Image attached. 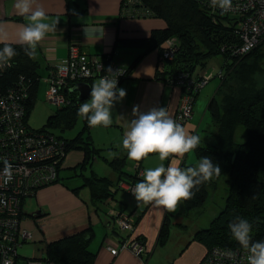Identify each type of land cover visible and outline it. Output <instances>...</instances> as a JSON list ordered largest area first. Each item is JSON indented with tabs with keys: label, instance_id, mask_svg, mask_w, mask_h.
I'll use <instances>...</instances> for the list:
<instances>
[{
	"label": "trees",
	"instance_id": "16d2710c",
	"mask_svg": "<svg viewBox=\"0 0 264 264\" xmlns=\"http://www.w3.org/2000/svg\"><path fill=\"white\" fill-rule=\"evenodd\" d=\"M64 1L67 3L68 15L74 13L72 8H79L82 13L87 11V7L84 6L87 0ZM243 14L232 16L218 8L204 5L199 0H124L119 15V18L139 16L162 19L166 22V28L154 30L146 39L126 41L128 44H138L137 46H143L145 49L125 67L126 72L118 82V88L124 81L136 79L134 77L136 66L148 53L156 51L158 58L155 72L147 79L164 85L179 86L182 89V96L188 93L192 97L194 106L200 90L208 83L198 88L197 83L205 78L199 75L196 77L195 71L197 68H207L209 61L217 55L223 58L221 70L216 75L220 78V84L207 107L214 131L209 129L208 133L206 129L195 133L208 139H205V145L200 143L194 150L197 157L195 163L181 165L184 168L196 166L200 159L206 156L221 169L219 176H214L210 181L194 188L191 199L182 201L181 213L188 214L202 208L210 190L217 188L221 178H224L227 185L225 207L208 227H200L193 237V241L201 243L209 255L218 249L228 253L244 250L233 238L229 228L238 217L247 219L252 224L254 241H264V38L259 39L250 53L241 54L244 41L235 25L240 18L246 17ZM15 19L21 20L19 17ZM4 44H0V49ZM10 45L17 55L11 60L13 66L5 68L0 75V93L12 91L15 97L21 98V102L23 99L19 91L24 95L25 117L28 123L42 86L45 87V101L51 104L46 98L49 86L47 76L50 71L42 73V65L36 57L30 58L25 54V45ZM166 52H170L171 55L166 57ZM88 55L98 58L107 69L112 64L120 63L115 58V52ZM97 80L99 79L87 82L92 86ZM190 80L194 83L192 84ZM82 83L85 82L82 81L77 85ZM75 87L76 85L66 92L70 102L57 108L55 114L47 119L41 129L49 132L57 144L53 142L55 150L50 159L31 165L40 167L42 175H50V178L32 191H27L30 195L26 196V192L19 195L21 198L17 219L20 218L22 227L27 217L32 218V222L38 225L37 217H41L42 214L26 210L23 206L28 197H34L43 188L61 183L85 203L89 200L87 204L101 211L103 204H108L112 200L117 201L116 196L119 192H126L134 197L132 188L143 179L140 175L143 170L142 161L133 160V163H138L137 169L133 171L134 173L125 172L124 167L129 159L127 152L125 157L108 160L103 154L105 149L96 146L91 133L93 126H89L86 118L78 114L80 105L90 97L81 100L80 91H76ZM80 123L81 128L75 136L68 138L64 135L73 131ZM239 128L245 130V138L242 141L237 140ZM77 151L84 154L83 160L72 168H65L66 158L71 152ZM172 158L174 157L165 160L164 165L168 166ZM100 159L109 162L112 170L118 174L117 180L97 175L93 166L95 161ZM65 171L70 172V175L63 178ZM86 171H89V174L86 175ZM76 179H81L82 185L72 188L70 181ZM123 184L130 185V189L125 188ZM83 189L89 192L88 200L81 196ZM121 204L123 209L113 212L111 216L117 228L114 230L115 232L118 230L120 235L128 233L127 238H131L145 211L134 220L132 215L124 213L128 209V204L124 202ZM150 204L148 203L147 206L149 207ZM121 215L127 216L132 221V232H124L118 226ZM170 215H166L157 239V246L160 248L167 245L171 236ZM36 229L41 231L40 227ZM94 235L95 230L90 223L84 230L59 240L48 241L45 236L40 239L34 237L30 241L22 242L21 247H28L30 244L43 245L41 250L44 252L43 257L37 258L34 255L28 258L14 253V262L15 264H30L32 261H40L42 264H94L97 254L90 249ZM134 239L145 245L143 237L137 236ZM204 263L203 259L201 264Z\"/></svg>",
	"mask_w": 264,
	"mask_h": 264
},
{
	"label": "crops",
	"instance_id": "0c3cea01",
	"mask_svg": "<svg viewBox=\"0 0 264 264\" xmlns=\"http://www.w3.org/2000/svg\"><path fill=\"white\" fill-rule=\"evenodd\" d=\"M123 1L87 0L84 4L87 7L85 13H82L79 8H72L74 13L68 15L67 3L64 0H37L48 15L47 22L58 20L56 30L48 33L37 46L35 57L41 63L44 72L48 73L58 60L67 57L72 44L79 45L91 55L115 52V58L120 62L118 63L120 66L125 68L130 65L145 48L137 46L138 44H128L126 41L149 38L154 30L166 28V22L153 17L119 18ZM15 4L16 0H0V27L7 32V39L0 41V44H20L17 34L24 25L29 23L28 17L21 15ZM18 17L21 20L15 19ZM157 58L156 51L148 53L135 68L136 79L122 83L120 88L125 89L127 95L122 101L115 103L112 109V125L92 127L94 143L97 147L105 149L104 156L108 160L125 157L127 150L122 146V139L129 122L135 118L134 107L138 106L141 112H146L153 107H165L175 118L182 98L181 88L147 79L154 75ZM195 103L191 120L183 125L192 134L201 129L197 116L204 115L203 107L201 112H198V106ZM83 158L82 152H71L64 166L72 168ZM196 160L195 153L189 152L183 157L172 158L169 164L175 161L181 167L183 163H195ZM141 161L142 177L145 169L159 166L161 163L165 164V161L159 160L158 154H150ZM95 162L99 163V160ZM103 162L110 171L108 175H100L96 170L97 175L117 180L118 174L112 170L109 162L105 160ZM133 165L137 169L138 163ZM88 172L86 171V174ZM76 187L79 186L72 188ZM123 193L125 196L121 197L118 194L116 198H122L124 203L128 204V209L124 213L132 215V218L136 220L145 211L130 239L134 240L137 236L143 237L147 249L145 254L136 255L130 249H121L123 242L129 239L127 238L129 234L120 235L118 230L115 232L116 224L111 216L113 212L123 209L122 204L112 200L102 205V212L97 211L87 204L89 203L87 189L81 190V196L88 200L87 203L61 183L41 189L33 197L34 206L39 208L37 211L33 210L34 213L42 214L41 217H37L38 225L34 224L33 219L29 217L25 219L23 225L35 234V239L45 236L48 241H54L78 233L91 223L95 235L90 249L97 254L94 264H201L207 249L201 243L193 241L194 234L200 227L196 226L188 231L185 225L186 229L180 231L183 223L176 221V215L180 214L182 209H179V212H168L152 203L148 207V203L137 201L130 194ZM27 210L32 211L30 208ZM167 214L174 217L172 236L176 239L172 244L160 248L157 246V239ZM37 227H40L41 231L37 230ZM173 244L174 246L171 247ZM110 248H117L118 254L113 255Z\"/></svg>",
	"mask_w": 264,
	"mask_h": 264
},
{
	"label": "clouds",
	"instance_id": "9594fccd",
	"mask_svg": "<svg viewBox=\"0 0 264 264\" xmlns=\"http://www.w3.org/2000/svg\"><path fill=\"white\" fill-rule=\"evenodd\" d=\"M210 6L228 12L232 8V0H210ZM15 7L29 20L19 30L18 42L26 46L25 54L34 58L38 44L48 33L56 30L58 20L47 22L48 15L37 0H16ZM6 39V30L0 27V41ZM16 55L15 49L5 43L0 49V69L10 66L9 61ZM108 72L111 77L104 76L94 83L91 86L90 99L83 102L78 109V114L86 118L89 126H111L115 103L122 101L127 95L125 89L117 87L121 73L113 72L111 68ZM133 116L135 118L129 122L122 139V146L131 160L141 161L150 154H158L160 161L170 157H183L197 149L201 143V137L192 134L177 122L165 107H153L141 112L136 106L133 108ZM220 174L219 165L206 156L196 166L186 168L178 166L175 161L168 166L161 163L144 170L143 179L136 183L132 195L137 201L152 203L168 212H175L181 201L192 198L194 188ZM3 178L5 183L12 179V166L7 161ZM229 228L233 238L247 251V264H264V241L253 240L252 224L247 219L238 217Z\"/></svg>",
	"mask_w": 264,
	"mask_h": 264
},
{
	"label": "built area",
	"instance_id": "2783aa9c",
	"mask_svg": "<svg viewBox=\"0 0 264 264\" xmlns=\"http://www.w3.org/2000/svg\"><path fill=\"white\" fill-rule=\"evenodd\" d=\"M199 1L204 5H210V0ZM249 11L250 13H248ZM226 13L232 16H239L244 13L243 15L246 16L240 18L237 25H235L237 31L242 34L244 45H255L260 38H264V33L260 31L251 36L243 32V28L247 26L257 28L258 26H264V0H232V8ZM71 47L74 50L73 53L70 54L69 51V55L65 59L58 60L47 76L49 86L46 91V98L57 108L70 102L66 92L84 81L82 79L85 76H90L88 80L84 81L90 85L87 81L90 82V80L100 79L104 76L111 77L108 69L113 70L112 67L114 66L110 65L107 69L105 64L99 61L98 58L88 55L82 48L79 49V45L73 44ZM170 55V52L165 53L166 57ZM9 64L10 66L0 69V75L3 74L5 68L13 66L11 61H9ZM106 70L107 73L105 74ZM116 71L121 73L118 76L119 82L122 73L126 71L124 68L119 67L116 68ZM67 74H70V76L68 77ZM208 80L205 78L203 81L198 82L197 87L202 88ZM190 82L194 83L192 80ZM19 94L22 95L23 102H21V98L15 97L12 91L0 93V264H15L14 253L23 248L21 247L22 243L18 247L17 240L25 242L34 239L35 234L24 229L26 227H22L20 218L17 219L20 210L21 197L19 195L25 192L26 196L30 195L27 191H32L50 178V175H42L40 167H32L31 165L42 162L43 157L48 156L55 150L53 146L54 139L49 132L34 130L27 123L24 95L20 91ZM192 113L193 100L187 93L181 98L175 120L184 125L191 118ZM5 161L12 166V179L8 183H5L3 178ZM140 175L142 176V172H140ZM123 186L130 189V185L123 184ZM118 226L124 232L133 231V223L127 216H120ZM27 234H30L31 237H26ZM130 239L123 242L121 248L131 249L136 255L146 253L145 245L138 240ZM110 251L113 255H116L119 250L110 248ZM247 255L246 250L228 253L218 249L210 255L207 253L204 257V264H247ZM30 264L42 263L32 261Z\"/></svg>",
	"mask_w": 264,
	"mask_h": 264
},
{
	"label": "rangeland",
	"instance_id": "374dc122",
	"mask_svg": "<svg viewBox=\"0 0 264 264\" xmlns=\"http://www.w3.org/2000/svg\"><path fill=\"white\" fill-rule=\"evenodd\" d=\"M132 18H141V17L135 16ZM258 28L254 27V26H247V27L243 28V32L248 36H251L254 33L259 32V31L264 33V26H258ZM254 47L255 46L253 44L243 45L242 49H241V54L250 53L254 49ZM73 51L74 50L71 47L70 48V54H72ZM222 64H223L222 56L217 55L209 61L207 68H205V69L197 68V70L194 73L196 77L199 75V77L202 76L206 79L212 78L211 80H208L207 81L208 83L201 89V91L197 97L196 103H195V105L198 106V112H201L202 107H203V112H204L203 116H202V114L197 116V121H198V123H200V126H201L200 130L204 131V130L208 129V133L210 132L209 129H213L212 131H214V128L212 126L211 117H210L209 112L207 111V107H208L210 100L215 95L216 90L220 84V78H219V76H216V75L221 70ZM112 65H114L112 67L113 71H116L117 67L123 68L122 66H120L118 64H112ZM42 73L45 74L43 69H42ZM56 111H57V107L55 105L53 106V105H51L45 101V87L42 86L40 93H39V96H38V99L36 101V105H35L32 113L30 114L29 119H28L29 126L34 130H41L44 127L47 119L50 116H52L53 114H55ZM80 128H81V123L73 131L66 132L64 135L68 138H71V137L76 135V133L79 131ZM92 131L93 130L91 129V133H92ZM202 134H206V133H202ZM209 137H210V134H209ZM244 138H245V130L243 128H239L237 131V140L242 141ZM205 139H208V138H205L202 135V137H201V144L202 145H205V143H206ZM210 140H212V139H210ZM214 142H215V140H214ZM191 152L195 153L194 150ZM103 154H104V152H103ZM105 168H107V169H105ZM93 170L95 172L97 170V173H99L100 175H108V173L110 171V169H108L107 165L103 162L102 159L99 160V163L98 162L94 163ZM134 170H135V166L133 165V162H131V159H128V162L124 167V171L130 173V172H133ZM64 173H65V175L62 174L63 178L70 175V172H68V171H65ZM87 174H89V172ZM70 184L73 187L80 186V185H82V181H81V179H76L72 182L70 181ZM227 193H228L227 185L224 181V178H221L218 181L217 188L210 190L209 197H208L206 203L203 205L202 208L197 209V210H193L188 214H185L183 212V213L176 215V219H177L176 221H178V222L182 221V223L184 225V227H181L179 230L180 231L185 230L186 229L185 225L187 226L188 231H190V228H194L196 226L204 227V228L208 227L210 225L211 221L225 207ZM118 194L121 197L125 196V194L123 192H119ZM116 199H117V202H119V203L124 202L123 201L124 199H122V198L118 197ZM33 200H34L33 197H28L25 201L23 208L26 210H27V208H30L32 211L33 210L37 211L39 208L34 206ZM182 208H183V204L181 201L180 204L178 205L176 211L179 212V209H182ZM170 218H171V221L174 219V217L172 215H170ZM172 226H173V224H172ZM24 229L29 230L27 227ZM29 231H31V230H29ZM174 231L177 232L176 230H174ZM26 237H31V236H30V234H27ZM175 239L176 238L172 236V227H171V236L169 237V242L167 243L166 246H168L170 243L172 244V242ZM21 243H22L21 241L17 240V244L19 245L18 247H20ZM173 246H174V244L171 245V247H173ZM42 249H43V245L30 244V246H28V247L25 246V247L21 248L20 250H18L17 253L21 254L22 256L28 257V258H32V257H34V255H35V257L40 258V257H43V253H44L41 251ZM121 249H127V248H121ZM152 257L153 256H151V258Z\"/></svg>",
	"mask_w": 264,
	"mask_h": 264
},
{
	"label": "water",
	"instance_id": "95a60500",
	"mask_svg": "<svg viewBox=\"0 0 264 264\" xmlns=\"http://www.w3.org/2000/svg\"><path fill=\"white\" fill-rule=\"evenodd\" d=\"M77 90L80 91V99L81 100H85L87 98L90 97V92H91V86L86 84V83H82L78 86L75 87Z\"/></svg>",
	"mask_w": 264,
	"mask_h": 264
},
{
	"label": "bare ground",
	"instance_id": "6f19581e",
	"mask_svg": "<svg viewBox=\"0 0 264 264\" xmlns=\"http://www.w3.org/2000/svg\"><path fill=\"white\" fill-rule=\"evenodd\" d=\"M79 49H81L80 46H79ZM124 75H125V72L122 73L121 78H122ZM67 76L69 77L70 74H67ZM89 78H90V76H85L82 80L86 81V80H88ZM75 90L78 91L76 88H75ZM61 107H62V106H59L58 109L61 108ZM53 153H54V150H53V152H52L51 154H49L48 156L43 157V161L50 159V158L53 156ZM43 161H42V162H43ZM39 163H41V162H37V164H39Z\"/></svg>",
	"mask_w": 264,
	"mask_h": 264
}]
</instances>
